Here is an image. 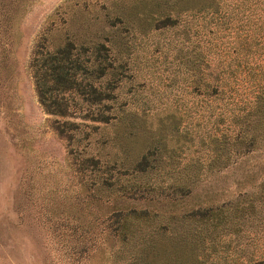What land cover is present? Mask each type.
<instances>
[{"label":"rangeland","instance_id":"1","mask_svg":"<svg viewBox=\"0 0 264 264\" xmlns=\"http://www.w3.org/2000/svg\"><path fill=\"white\" fill-rule=\"evenodd\" d=\"M217 1L211 16L210 0H0V264H264V139L224 143L241 129L238 98L210 99V30L229 39L244 0ZM105 39L117 117L68 142L39 103L33 49ZM220 207L216 227L179 220ZM133 209L158 220L130 221L137 240L124 241L110 217Z\"/></svg>","mask_w":264,"mask_h":264},{"label":"trees","instance_id":"2","mask_svg":"<svg viewBox=\"0 0 264 264\" xmlns=\"http://www.w3.org/2000/svg\"><path fill=\"white\" fill-rule=\"evenodd\" d=\"M217 2L210 0L211 16L221 12ZM232 13L240 23L225 27L228 34L234 31L229 39L223 40L219 35L215 37L210 30V99L227 97L234 101L238 98L235 116L236 125L241 129L230 138L223 136V142L233 143L236 148L242 145L250 150L259 144V139L261 142L264 139V0H244ZM228 20L229 17L218 24L226 25ZM170 21L172 19L168 16L160 18L156 21L157 27L167 26ZM115 58L108 39L93 45H76L67 41L56 50H49L43 43L34 47L29 67L39 103L46 113L57 117L51 126L68 142L79 125L89 126L88 122H92L97 123L92 127H97L117 117L112 112L117 85L109 76L116 69ZM101 79H105L104 84L100 83ZM240 102L244 105L237 108ZM252 116H256V120L251 123ZM76 118H80L81 124L75 121ZM250 126L253 130L247 133L244 129L248 130ZM157 150V145H154L137 162L136 167L144 174L150 167V156ZM91 160L97 163L96 159ZM222 211L221 207L197 208L184 213L179 220L192 227L207 223L216 227L218 222H222ZM152 213L146 209H133L126 213L115 211L110 220L114 218L124 241H132L137 240L131 229L135 224L138 228L145 226L151 229L157 222V214ZM157 227L164 234L169 230L167 223L157 224ZM194 235L189 233L188 236ZM260 261L254 260L253 264H260Z\"/></svg>","mask_w":264,"mask_h":264}]
</instances>
